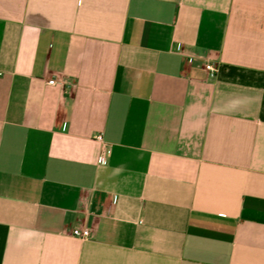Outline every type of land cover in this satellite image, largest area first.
I'll list each match as a JSON object with an SVG mask.
<instances>
[{
    "label": "crops",
    "instance_id": "obj_1",
    "mask_svg": "<svg viewBox=\"0 0 264 264\" xmlns=\"http://www.w3.org/2000/svg\"><path fill=\"white\" fill-rule=\"evenodd\" d=\"M0 264H264V0H0Z\"/></svg>",
    "mask_w": 264,
    "mask_h": 264
},
{
    "label": "built area",
    "instance_id": "obj_2",
    "mask_svg": "<svg viewBox=\"0 0 264 264\" xmlns=\"http://www.w3.org/2000/svg\"><path fill=\"white\" fill-rule=\"evenodd\" d=\"M191 62H192V60L189 59L188 60V63L190 64ZM204 67H205L206 71L208 72V74L211 77H214L217 74V72H218L217 65H215V64H213L211 62H206V64H205ZM49 82L51 84H54L55 83L54 80H50ZM97 140H99L100 142H103V136L102 135L97 136ZM100 161H101V163H104L106 161L105 155H102L101 156ZM73 235H75V236H77L79 238L85 239V238L89 237L90 232L87 229H85V230L74 229L73 230Z\"/></svg>",
    "mask_w": 264,
    "mask_h": 264
}]
</instances>
